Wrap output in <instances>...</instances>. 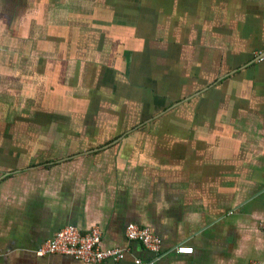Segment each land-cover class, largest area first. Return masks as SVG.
<instances>
[{"label":"crops","instance_id":"obj_1","mask_svg":"<svg viewBox=\"0 0 264 264\" xmlns=\"http://www.w3.org/2000/svg\"><path fill=\"white\" fill-rule=\"evenodd\" d=\"M260 223L264 0H0V264H87L34 253L69 225L97 264H250Z\"/></svg>","mask_w":264,"mask_h":264},{"label":"built area","instance_id":"obj_2","mask_svg":"<svg viewBox=\"0 0 264 264\" xmlns=\"http://www.w3.org/2000/svg\"><path fill=\"white\" fill-rule=\"evenodd\" d=\"M259 227L264 234V223ZM127 240L141 243L150 252L158 253L160 241L147 228L139 227L135 224H128L124 229ZM101 231L98 227H93L87 232H81L74 226H65L57 231L53 237L45 241L35 250V255L42 257L45 255H64L87 264H97L110 259L118 261L123 258V252L119 249H103L101 247ZM178 254L189 255L192 248L180 246L176 248ZM135 264H140L139 260ZM250 264H264L262 261H252Z\"/></svg>","mask_w":264,"mask_h":264},{"label":"rangeland","instance_id":"obj_3","mask_svg":"<svg viewBox=\"0 0 264 264\" xmlns=\"http://www.w3.org/2000/svg\"><path fill=\"white\" fill-rule=\"evenodd\" d=\"M118 35H120V34H118ZM123 38V39H122ZM122 38H120V41H122V40H125V38L124 37H122ZM113 41L115 40L114 38L112 39ZM126 41V40H125ZM110 46H112V44H110ZM122 51V49H118V51H119V54L117 55V63L119 64V65H126V64H128V63H126L127 61H128V55L127 54H122L121 53V51ZM105 51H107V52H109L110 50H108L107 48H105ZM127 61H126V60ZM156 91L157 92H159L160 91V93H157V94H164V93H162V92H164L163 91V89L161 88V87H157L156 86ZM162 97H164V96H162ZM146 104H147V113L149 114L148 115V117L147 116H143L141 119H138V117L136 118L137 120H136V124H138V123H140V122H142V121H144V120H147V119H149V117L151 116V115H153V114H155V113H153V110H157V111H162L163 109H165V108H168L171 104H172V101H169V102H167V100H165V101H162V100H159V98H155L154 97V99L153 100H150L149 102H145ZM103 109V108H102ZM134 110H136V109H134ZM152 112V113H151ZM142 115H144L143 113H141ZM162 116L164 115V113L163 114H161ZM161 117H159V118H157V119H160ZM131 120H133L132 118H131ZM131 120H130V118H129V120L127 121V123L128 124H132V122H131ZM131 122V123H130ZM154 122H151L149 125H151V124H153ZM110 124H115V119L114 120H111V122H110Z\"/></svg>","mask_w":264,"mask_h":264},{"label":"flooded vegetation","instance_id":"obj_4","mask_svg":"<svg viewBox=\"0 0 264 264\" xmlns=\"http://www.w3.org/2000/svg\"><path fill=\"white\" fill-rule=\"evenodd\" d=\"M153 118V117H152Z\"/></svg>","mask_w":264,"mask_h":264}]
</instances>
